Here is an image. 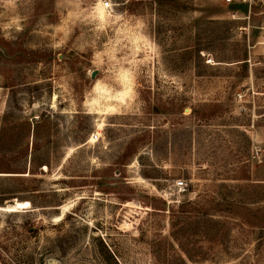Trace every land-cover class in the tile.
Returning a JSON list of instances; mask_svg holds the SVG:
<instances>
[{
  "label": "rangeland",
  "instance_id": "374dc122",
  "mask_svg": "<svg viewBox=\"0 0 264 264\" xmlns=\"http://www.w3.org/2000/svg\"><path fill=\"white\" fill-rule=\"evenodd\" d=\"M110 1L0 0V264H264V0Z\"/></svg>",
  "mask_w": 264,
  "mask_h": 264
},
{
  "label": "built area",
  "instance_id": "2783aa9c",
  "mask_svg": "<svg viewBox=\"0 0 264 264\" xmlns=\"http://www.w3.org/2000/svg\"><path fill=\"white\" fill-rule=\"evenodd\" d=\"M254 1H263V0H226L227 3L237 2V3H248V4H250L251 2H254ZM102 6L104 8L111 7V1L110 0H102ZM237 99L242 104V93L237 94ZM241 109H242V106H241ZM92 137H94V139H97V134H93ZM183 184H184L183 180H179L177 182V185H179V186H182Z\"/></svg>",
  "mask_w": 264,
  "mask_h": 264
},
{
  "label": "bare ground",
  "instance_id": "6f19581e",
  "mask_svg": "<svg viewBox=\"0 0 264 264\" xmlns=\"http://www.w3.org/2000/svg\"><path fill=\"white\" fill-rule=\"evenodd\" d=\"M28 206H30V203L29 202H16V204H14L12 206H8L6 208H0V209L5 210L7 212V211L15 210L17 207H27L28 208Z\"/></svg>",
  "mask_w": 264,
  "mask_h": 264
},
{
  "label": "water",
  "instance_id": "95a60500",
  "mask_svg": "<svg viewBox=\"0 0 264 264\" xmlns=\"http://www.w3.org/2000/svg\"><path fill=\"white\" fill-rule=\"evenodd\" d=\"M93 76V75H92Z\"/></svg>",
  "mask_w": 264,
  "mask_h": 264
}]
</instances>
